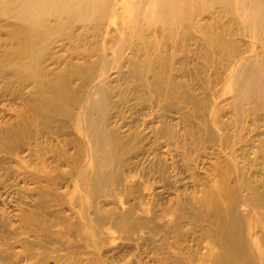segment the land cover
Listing matches in <instances>:
<instances>
[{
    "label": "rangeland",
    "instance_id": "obj_1",
    "mask_svg": "<svg viewBox=\"0 0 264 264\" xmlns=\"http://www.w3.org/2000/svg\"><path fill=\"white\" fill-rule=\"evenodd\" d=\"M95 2L0 10V264H264V30Z\"/></svg>",
    "mask_w": 264,
    "mask_h": 264
},
{
    "label": "bare ground",
    "instance_id": "obj_2",
    "mask_svg": "<svg viewBox=\"0 0 264 264\" xmlns=\"http://www.w3.org/2000/svg\"><path fill=\"white\" fill-rule=\"evenodd\" d=\"M95 1L96 0H0V10L6 15L16 12L15 19L19 23L24 24L28 29L33 30L36 28L38 22L47 19H55L58 21L63 16H68L69 12L74 13V17L93 20V18H97L94 14L97 11ZM215 2L227 8H234L242 13L245 12L246 19H244V22H246L248 26H251L254 30L253 32L257 35L263 33L264 25L261 24V22L264 21V0H215ZM99 3L104 7L107 5V0H101ZM140 3L147 9L145 14L148 19H150L152 15H155V17L162 21L168 28L175 23L183 24L188 20V18H178L176 14L179 9H182L183 12L187 10L188 0H154L153 7L155 8L150 10L146 7V3L150 4V0H140ZM250 73L255 76L254 69H251ZM255 88L260 87L257 85ZM262 219H264V213ZM226 238L227 241H225L227 245H225L226 243H224V245L227 247H225V249L228 248L231 252L236 253L237 250L233 246V233H230L229 237L227 236Z\"/></svg>",
    "mask_w": 264,
    "mask_h": 264
}]
</instances>
